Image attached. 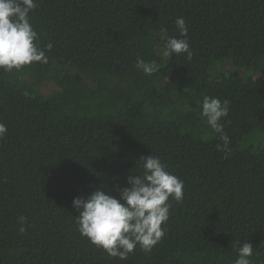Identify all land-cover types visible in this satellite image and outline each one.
Wrapping results in <instances>:
<instances>
[{"label": "trees", "instance_id": "1", "mask_svg": "<svg viewBox=\"0 0 264 264\" xmlns=\"http://www.w3.org/2000/svg\"><path fill=\"white\" fill-rule=\"evenodd\" d=\"M36 3L48 62L0 70V264H234L245 242L264 264V0ZM180 16L191 59L162 55ZM205 96L229 101L226 152L200 115ZM150 154L184 198L151 252L112 258L80 235L72 201L97 188L119 198Z\"/></svg>", "mask_w": 264, "mask_h": 264}, {"label": "clouds", "instance_id": "2", "mask_svg": "<svg viewBox=\"0 0 264 264\" xmlns=\"http://www.w3.org/2000/svg\"><path fill=\"white\" fill-rule=\"evenodd\" d=\"M36 0H0V70L20 71L34 62L46 64L48 57L36 41L39 34L30 23V13L37 8ZM179 37L169 38L162 55L186 54L192 58L188 41V28L180 16L174 21ZM53 45H46L51 51ZM135 66L145 75L158 71L155 61L145 62L137 57ZM229 101L217 97H203L200 115L208 127L219 133L217 144L220 151H227L230 139L223 131L221 120L228 116ZM7 126L0 123V139ZM140 171L127 179L129 187L121 190L119 198L97 188L86 197H75L72 201L77 230L90 244L103 250L112 258L126 260L137 246L149 253L164 237L162 227L169 219L170 200L181 202L184 198V183L170 173L161 159L150 154L140 159ZM25 218H20V233ZM253 246L243 243L234 264H252Z\"/></svg>", "mask_w": 264, "mask_h": 264}, {"label": "rangeland", "instance_id": "3", "mask_svg": "<svg viewBox=\"0 0 264 264\" xmlns=\"http://www.w3.org/2000/svg\"><path fill=\"white\" fill-rule=\"evenodd\" d=\"M53 89H54V87H53V85H52L51 83H48V84L44 85L43 88H42V90H43V92H44L45 94H49V93H51V91H52ZM262 133H263V132H262ZM262 133H261V135L264 136V133H263V134H262ZM256 142L259 143V144H263V143H264V137L258 139Z\"/></svg>", "mask_w": 264, "mask_h": 264}]
</instances>
